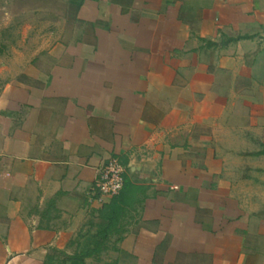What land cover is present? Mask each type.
Instances as JSON below:
<instances>
[{
	"label": "crops",
	"instance_id": "obj_1",
	"mask_svg": "<svg viewBox=\"0 0 264 264\" xmlns=\"http://www.w3.org/2000/svg\"><path fill=\"white\" fill-rule=\"evenodd\" d=\"M59 1L0 55V264L74 253L112 158L140 202L86 264H264V0Z\"/></svg>",
	"mask_w": 264,
	"mask_h": 264
},
{
	"label": "trees",
	"instance_id": "obj_2",
	"mask_svg": "<svg viewBox=\"0 0 264 264\" xmlns=\"http://www.w3.org/2000/svg\"><path fill=\"white\" fill-rule=\"evenodd\" d=\"M2 50L3 48L0 49V55L4 52ZM124 180V188L119 195L91 212L78 240H75L79 242V248L72 254L51 249L45 264H86L87 259L99 257L110 248L111 243L121 240L126 219L140 202L138 195L142 192V189L129 183L125 177Z\"/></svg>",
	"mask_w": 264,
	"mask_h": 264
},
{
	"label": "rangeland",
	"instance_id": "obj_3",
	"mask_svg": "<svg viewBox=\"0 0 264 264\" xmlns=\"http://www.w3.org/2000/svg\"><path fill=\"white\" fill-rule=\"evenodd\" d=\"M59 4V0H0V49L4 51L1 55L31 46L30 39L47 30L42 21L57 18Z\"/></svg>",
	"mask_w": 264,
	"mask_h": 264
},
{
	"label": "built area",
	"instance_id": "obj_4",
	"mask_svg": "<svg viewBox=\"0 0 264 264\" xmlns=\"http://www.w3.org/2000/svg\"><path fill=\"white\" fill-rule=\"evenodd\" d=\"M124 173L125 167L117 158H112L103 165L96 182L98 201L101 204H104L107 199L119 195L123 190Z\"/></svg>",
	"mask_w": 264,
	"mask_h": 264
}]
</instances>
